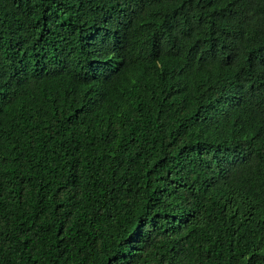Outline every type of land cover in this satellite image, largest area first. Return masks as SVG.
Segmentation results:
<instances>
[{"label":"trees","instance_id":"1","mask_svg":"<svg viewBox=\"0 0 264 264\" xmlns=\"http://www.w3.org/2000/svg\"><path fill=\"white\" fill-rule=\"evenodd\" d=\"M0 264H264V0H0Z\"/></svg>","mask_w":264,"mask_h":264}]
</instances>
